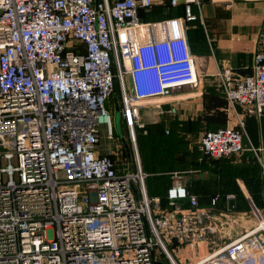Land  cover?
I'll list each match as a JSON object with an SVG mask.
<instances>
[{
    "label": "built area",
    "instance_id": "2783aa9c",
    "mask_svg": "<svg viewBox=\"0 0 264 264\" xmlns=\"http://www.w3.org/2000/svg\"><path fill=\"white\" fill-rule=\"evenodd\" d=\"M154 7L153 0H0V264H181L172 248L190 254L202 244L209 255L194 264H264V217L255 207L254 225L222 246L219 221L189 193L184 173L172 174L168 209L148 195L140 110L199 84L179 20L161 22L163 36L143 23L140 11ZM253 64L251 75L229 69L216 81L232 109L261 118L263 52ZM117 88L134 163L123 174L118 159L101 153L100 129L115 138L107 101ZM245 134L242 122L239 130L206 131L199 149L227 158L245 151Z\"/></svg>",
    "mask_w": 264,
    "mask_h": 264
},
{
    "label": "crops",
    "instance_id": "0c3cea01",
    "mask_svg": "<svg viewBox=\"0 0 264 264\" xmlns=\"http://www.w3.org/2000/svg\"><path fill=\"white\" fill-rule=\"evenodd\" d=\"M162 1L168 0H153L152 10H141V19L145 24L156 26L154 33L159 36L164 35L161 22L179 20V30L188 38L196 57L199 84L177 88L170 97L147 105L157 104L167 112L150 129L157 136L159 152H170L173 156L165 160L160 155L157 164L153 162L158 172L152 175H168V190L173 186V173H184L188 189L197 182L198 195H194L202 199L200 207L219 221L220 245L224 246L254 225V207L264 217V151H255L264 146V114L259 118L248 114L246 107L232 109L216 77L229 69L242 77L252 74L255 55L264 53V0H199L200 8L193 4L171 8L160 4ZM171 109L176 114H171ZM241 122L246 133L244 152L221 161L203 156L199 144L204 132L228 126L239 130ZM123 127L127 130L124 121ZM126 136L131 152L128 131ZM111 142L117 148L106 151L102 146L101 153L118 159L117 170L123 174L128 163H133L132 152L130 157L125 145L116 138ZM230 196H233L230 202L226 201ZM182 205L189 208L187 202ZM221 214L226 216L219 217ZM190 254L194 256V264L209 255V248L202 244Z\"/></svg>",
    "mask_w": 264,
    "mask_h": 264
},
{
    "label": "rangeland",
    "instance_id": "374dc122",
    "mask_svg": "<svg viewBox=\"0 0 264 264\" xmlns=\"http://www.w3.org/2000/svg\"><path fill=\"white\" fill-rule=\"evenodd\" d=\"M107 102H108L107 103V109L109 110L111 118L113 119L112 134L115 136L117 141H120V144H122L124 146L125 142H128V140H127V136H126L127 130H124L123 121L121 119V111L118 110V107L121 108L120 94L117 92L113 93ZM151 102H156V101L152 100ZM147 105L148 104H146V106L142 107L143 109H142L141 118H142V124L144 123V127H143V129H137V135H138L140 130L146 132L147 129H149V127L151 125L160 123L161 121H160L159 116L164 114L165 110L161 109L160 106L157 107V104L153 103L154 106H151V107L147 106ZM164 129H166L165 125H164ZM108 132H109V128L106 126H103L100 129V136H102L101 137V146L106 148V151L111 150V148H113V149L117 148V144H115L114 142H111L110 140L108 141V139H107ZM148 142H149V145L152 144L151 139L143 138V140L141 141V146H143L142 151L145 152V158H144L145 163L146 164H152V162L155 159L157 160V158L154 157V160L152 159V152L149 149V146H147ZM131 169L134 170V164L128 163V168L126 170L130 171ZM164 209H167V208H164ZM172 250H174L176 252V257H177L178 261H181V264H192L193 263V260H194L193 254H187L183 251H179L178 249L175 250V248H172Z\"/></svg>",
    "mask_w": 264,
    "mask_h": 264
},
{
    "label": "trees",
    "instance_id": "16d2710c",
    "mask_svg": "<svg viewBox=\"0 0 264 264\" xmlns=\"http://www.w3.org/2000/svg\"><path fill=\"white\" fill-rule=\"evenodd\" d=\"M182 5H184V4H182ZM116 92L120 93L119 88H117ZM153 133H154V131L152 132L150 127H149V129H147L146 132L141 131V130L139 131L138 138H137L138 152L140 153L141 166H142L143 171L145 173H147L148 175H150L146 179V186H147L149 197H151V198H154V197L158 198L159 197L161 206L163 208H168L169 203H168V199H167V193H168V188L170 187L169 177H168V175H161V177H157V176H154L152 174L158 172L157 169H155V167H153L158 162L156 159L154 160V157L159 159L160 158L159 156L161 155L162 157H165V160H166L168 157H173V156L170 152H168L167 154H164V152H162V151L159 152L160 147L158 146V144H156L157 136L154 135ZM143 138L151 139L152 144L149 145V142H148L147 146H149V149L152 152V159L154 160L153 162H155V164L153 162H152V164H146L145 163V160H144L145 152L142 151L143 146H141V141L143 140ZM164 149H168V148H164ZM166 151H168V150H166ZM215 160L221 161L222 159H215ZM195 185H196L195 187L191 185L190 189H188L189 193L192 195H194L195 193L198 195V193H197L198 192L197 182L195 183ZM198 201L200 202V205L202 206V204H203V203H201L202 199H198Z\"/></svg>",
    "mask_w": 264,
    "mask_h": 264
},
{
    "label": "water",
    "instance_id": "95a60500",
    "mask_svg": "<svg viewBox=\"0 0 264 264\" xmlns=\"http://www.w3.org/2000/svg\"><path fill=\"white\" fill-rule=\"evenodd\" d=\"M128 84L130 85V91H131V93L134 94V93H135V86H134V84H133V80H132L131 77L128 78ZM115 92H116V91H115ZM118 110L121 111V108L118 107ZM125 148H126V151H127L128 155L131 157L130 148H129V146L127 145L126 142H125ZM134 189H135V191H136V187H135V186H134ZM136 193H137V191H136ZM156 264H159V263H156Z\"/></svg>",
    "mask_w": 264,
    "mask_h": 264
}]
</instances>
